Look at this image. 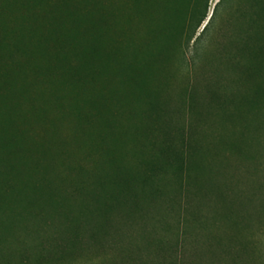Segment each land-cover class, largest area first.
Segmentation results:
<instances>
[{"label": "rangeland", "instance_id": "rangeland-1", "mask_svg": "<svg viewBox=\"0 0 264 264\" xmlns=\"http://www.w3.org/2000/svg\"><path fill=\"white\" fill-rule=\"evenodd\" d=\"M217 2L101 147L0 149V264H264V0Z\"/></svg>", "mask_w": 264, "mask_h": 264}, {"label": "trees", "instance_id": "trees-1", "mask_svg": "<svg viewBox=\"0 0 264 264\" xmlns=\"http://www.w3.org/2000/svg\"><path fill=\"white\" fill-rule=\"evenodd\" d=\"M209 1L0 0V149L101 147L93 119L124 118L155 71L184 59Z\"/></svg>", "mask_w": 264, "mask_h": 264}]
</instances>
